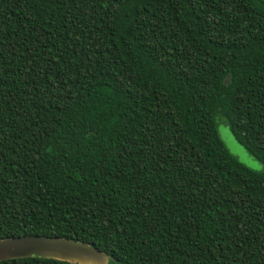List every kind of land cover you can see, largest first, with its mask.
I'll list each match as a JSON object with an SVG mask.
<instances>
[{
	"label": "trees",
	"instance_id": "1",
	"mask_svg": "<svg viewBox=\"0 0 264 264\" xmlns=\"http://www.w3.org/2000/svg\"><path fill=\"white\" fill-rule=\"evenodd\" d=\"M219 123L264 165V0H0V240L264 264V171Z\"/></svg>",
	"mask_w": 264,
	"mask_h": 264
},
{
	"label": "water",
	"instance_id": "2",
	"mask_svg": "<svg viewBox=\"0 0 264 264\" xmlns=\"http://www.w3.org/2000/svg\"><path fill=\"white\" fill-rule=\"evenodd\" d=\"M30 257L75 264H107L111 259L93 246L62 237L25 235L0 240V262Z\"/></svg>",
	"mask_w": 264,
	"mask_h": 264
},
{
	"label": "rangeland",
	"instance_id": "3",
	"mask_svg": "<svg viewBox=\"0 0 264 264\" xmlns=\"http://www.w3.org/2000/svg\"><path fill=\"white\" fill-rule=\"evenodd\" d=\"M218 132L224 145L242 164L255 171H264V165L249 155L233 138L224 123L218 124Z\"/></svg>",
	"mask_w": 264,
	"mask_h": 264
}]
</instances>
